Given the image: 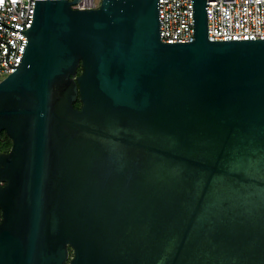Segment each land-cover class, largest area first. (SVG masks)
Here are the masks:
<instances>
[{"label": "water", "instance_id": "1", "mask_svg": "<svg viewBox=\"0 0 264 264\" xmlns=\"http://www.w3.org/2000/svg\"><path fill=\"white\" fill-rule=\"evenodd\" d=\"M79 1L0 23L27 38L15 67L0 40V264H264V39L209 41L206 0L187 43L158 0Z\"/></svg>", "mask_w": 264, "mask_h": 264}, {"label": "built area", "instance_id": "2", "mask_svg": "<svg viewBox=\"0 0 264 264\" xmlns=\"http://www.w3.org/2000/svg\"><path fill=\"white\" fill-rule=\"evenodd\" d=\"M73 1V0H67ZM101 0H80L74 10L97 9ZM160 40L187 43L193 40L192 0H158ZM35 0H0V23L19 31L32 25ZM207 38L209 41L263 40L264 0H206ZM0 82L20 64L27 44L21 33L0 25Z\"/></svg>", "mask_w": 264, "mask_h": 264}, {"label": "trees", "instance_id": "3", "mask_svg": "<svg viewBox=\"0 0 264 264\" xmlns=\"http://www.w3.org/2000/svg\"><path fill=\"white\" fill-rule=\"evenodd\" d=\"M79 103H76L75 106H78ZM11 146L10 140L6 137L4 132L0 133V153L7 152Z\"/></svg>", "mask_w": 264, "mask_h": 264}, {"label": "flooded vegetation", "instance_id": "4", "mask_svg": "<svg viewBox=\"0 0 264 264\" xmlns=\"http://www.w3.org/2000/svg\"><path fill=\"white\" fill-rule=\"evenodd\" d=\"M69 254L71 255V250H69Z\"/></svg>", "mask_w": 264, "mask_h": 264}]
</instances>
